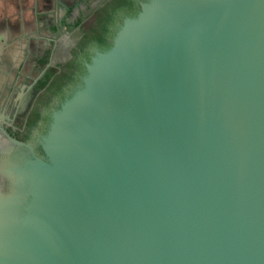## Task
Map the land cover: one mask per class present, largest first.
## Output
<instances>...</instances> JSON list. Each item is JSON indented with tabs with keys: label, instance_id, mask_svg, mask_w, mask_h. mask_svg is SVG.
<instances>
[{
	"label": "water",
	"instance_id": "95a60500",
	"mask_svg": "<svg viewBox=\"0 0 264 264\" xmlns=\"http://www.w3.org/2000/svg\"><path fill=\"white\" fill-rule=\"evenodd\" d=\"M41 146L0 264H264V0L143 3Z\"/></svg>",
	"mask_w": 264,
	"mask_h": 264
},
{
	"label": "flooded vegetation",
	"instance_id": "af4514ba",
	"mask_svg": "<svg viewBox=\"0 0 264 264\" xmlns=\"http://www.w3.org/2000/svg\"><path fill=\"white\" fill-rule=\"evenodd\" d=\"M147 1L0 0V191H12L26 161L46 156L54 112Z\"/></svg>",
	"mask_w": 264,
	"mask_h": 264
}]
</instances>
